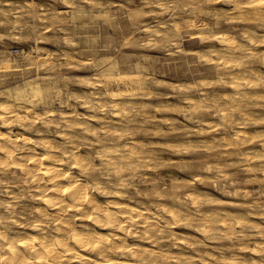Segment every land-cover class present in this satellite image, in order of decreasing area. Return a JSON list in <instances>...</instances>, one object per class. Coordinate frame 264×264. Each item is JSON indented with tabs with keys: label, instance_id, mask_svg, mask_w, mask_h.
I'll return each mask as SVG.
<instances>
[{
	"label": "clouds",
	"instance_id": "obj_1",
	"mask_svg": "<svg viewBox=\"0 0 264 264\" xmlns=\"http://www.w3.org/2000/svg\"><path fill=\"white\" fill-rule=\"evenodd\" d=\"M0 264H264V0H0Z\"/></svg>",
	"mask_w": 264,
	"mask_h": 264
}]
</instances>
